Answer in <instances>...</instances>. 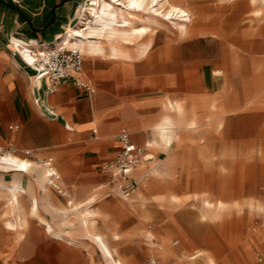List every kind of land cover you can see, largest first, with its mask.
<instances>
[{"label": "crops", "instance_id": "crops-1", "mask_svg": "<svg viewBox=\"0 0 264 264\" xmlns=\"http://www.w3.org/2000/svg\"><path fill=\"white\" fill-rule=\"evenodd\" d=\"M84 1L0 0V147L13 145L21 159L24 150L50 159L65 191L61 195L48 185L43 166L26 171L0 168V264H104L100 250L78 229L79 218L73 226L61 225L64 217L73 220L66 212L72 205L96 210L97 230L107 236L113 229L120 234V238L114 234L118 241H109L114 255L134 264L131 256L141 220L101 172L102 164L117 151L118 133L127 132L134 145L144 148L145 156L154 153V160L172 154L174 172L176 154L184 155L185 173L194 162L221 175L223 166L235 168L248 158L264 160L262 149L244 154L235 147L225 148L245 136L250 143L264 136V83L257 81L242 94L229 87L223 72L234 67L223 58L232 51L215 35L191 34L180 40L179 48L169 43L154 48L152 42L147 54L133 59L83 54L78 77L91 84L94 93L71 79L53 87L37 78L14 42L39 49L71 39L64 36L78 27ZM217 44L219 51L209 49ZM175 99L184 100V120L195 115L210 129L199 134L182 125L176 142L167 150L155 149L147 145L149 140L170 136L153 126L166 115L176 118L173 108L165 105ZM241 115L252 118L246 122L239 119ZM184 132L191 135V142L184 141ZM141 162L135 172L137 183L136 175L152 165ZM259 166L264 168V161ZM218 191L216 187L203 198L215 200ZM46 223L63 238L51 234ZM113 243L124 244L126 251L121 253Z\"/></svg>", "mask_w": 264, "mask_h": 264}, {"label": "rangeland", "instance_id": "rangeland-1", "mask_svg": "<svg viewBox=\"0 0 264 264\" xmlns=\"http://www.w3.org/2000/svg\"><path fill=\"white\" fill-rule=\"evenodd\" d=\"M84 2L86 4L87 0ZM174 3L189 12L190 21L182 31L174 24L179 21L178 16L155 14L154 8L162 10L164 7L152 6L150 0L139 12H129L120 5H113L118 17L122 8L132 27L151 33L154 48L166 43L179 48L180 40L194 33L215 35L223 40L232 51L223 60L234 67L228 74L223 73L228 79V86L239 94L257 81L264 83V0H174ZM257 7H262V10L255 12ZM82 15L91 25H95L89 14ZM209 49L219 51L221 47L217 44ZM249 117L241 115L239 119L247 122ZM182 137L188 141L191 135L184 132ZM247 138H240L236 145L228 143L225 148L229 150L235 147L244 154L247 150L264 151V136L255 138L254 143L244 140ZM176 157L178 164L175 172L171 154L156 159L163 164L164 173L157 165L159 162L151 159L143 161L152 164L149 169H142L140 172L143 173L136 175V192L126 200V204L134 208L136 219L141 220V226L136 227L140 232L134 239L133 263L151 264L154 256L159 264H262L257 260L262 257L264 262V211L258 209L257 205L264 203V168L259 166L264 160L248 158L235 168L225 169L223 166V172L219 175L213 169L203 170L196 162L185 173L181 166L184 155L176 154ZM155 170L152 175L150 171ZM216 187L219 189L216 198L222 200L223 205L221 209L217 208L213 198H209L212 203L207 217L203 218L199 215V211H205L202 207L203 196L207 192L213 194ZM140 200L143 202L142 208L137 202ZM132 201L136 202L135 205ZM97 226L95 231L102 234L108 244L109 241L119 240L114 239V234L120 238L115 229L107 236L98 231ZM147 232H151L152 236L148 237ZM112 246H118L121 253L126 251L124 244L113 243ZM109 247L114 255L115 249L110 244ZM146 250L150 253L146 254ZM208 257L213 261L208 262ZM114 258L128 264L119 256L114 255Z\"/></svg>", "mask_w": 264, "mask_h": 264}, {"label": "bare ground", "instance_id": "bare-ground-1", "mask_svg": "<svg viewBox=\"0 0 264 264\" xmlns=\"http://www.w3.org/2000/svg\"><path fill=\"white\" fill-rule=\"evenodd\" d=\"M146 1L147 0H125L124 2L122 0H87L86 4L83 6V13L89 14V16L93 18L94 20L93 24L95 25H91V23H89V20L85 22V18L83 17L80 18L79 19L80 22L77 28L73 29L70 32V34H69V29L67 30L64 37L70 36L71 39L65 40V42H63L64 46L69 48L78 46L81 52L82 53L84 52L87 55L107 54L112 58L133 59L147 54L148 50L152 46L151 33H148L146 30L143 29H137L132 27L131 22L125 17L124 10L122 9L125 8L129 12H139L145 8ZM150 2L153 4L152 6L159 5L164 7V9L162 10H160V8H154L155 14L162 13L163 17H169L174 14L178 16L179 21L174 22V24L177 26V28L180 31H182V29H185L186 24L190 21L188 10H186L182 6L175 4L174 0H150ZM113 3L120 5L122 7L120 8L119 17L114 12ZM261 10L262 7H257L255 9V12H259ZM82 24L85 26L83 29H81ZM105 50H108V52L106 53ZM27 60L30 61L31 59L27 58ZM165 105L173 108L174 110L173 112L176 118H172L171 116L166 115L159 122H157L153 126V128L156 131L167 130L170 136L169 140L166 138V136L165 137L163 136V138L159 140H149L147 142V145L153 146L155 149L162 148L164 150H167L172 142H176L178 140V130L182 125H184L186 128L190 130L196 131L199 134L210 129V127L206 126L205 123L200 124L197 118L195 117V115H192L188 120L183 119L184 108H185L184 100L175 99L174 101L171 102L170 105H168L167 103H165ZM209 107L210 108L214 107V102H211ZM203 126L205 128H203ZM202 139L203 138L201 136L198 137L199 141H202ZM151 159H154L153 153L149 154V156L146 155L142 159V161L151 160ZM159 160H156L155 162H159ZM33 164L42 166L36 162H30L28 160L21 159L18 156L12 154H7L3 158H0V168H4V169H19L26 171L27 168L33 166ZM157 165L160 167V170L162 169L161 170L162 173H164L165 170L162 168L163 164L161 165V163L159 162L157 163ZM14 166H16L17 168H15ZM47 170L48 169H46V171ZM155 172L156 170L153 172L150 171L152 175ZM128 198L126 200H128ZM172 198L174 197H171V199ZM211 203L212 202H210L209 197L202 199V207L205 209V211L198 210L200 212L198 213L199 215H201V217L203 218L207 217V211ZM214 205L217 208L221 209V206L223 205V201L216 198L214 200ZM257 207L258 209L260 208L261 210L264 211V203L262 205H257ZM66 212L68 215L72 216L73 220L70 221L64 217L61 220V225L73 226L74 220L79 218L80 221L78 224V228L84 234L88 235L90 239L96 244L97 249L100 250L101 256L104 260L103 263L123 264L119 259L114 258V255L110 250L106 238L102 234L97 233L95 231V227L97 224V216H98V212L96 210L93 209L80 210L77 207V205H72L68 208ZM5 225L10 226L11 223L6 222ZM46 227L47 230L54 236L63 238L61 233L60 232L57 233L56 231L54 232L48 223H46ZM146 235L148 237H151L152 233L147 232ZM114 239L116 240L117 237L114 236ZM152 259H154V256H152ZM207 261L212 262L213 260L212 258L208 257Z\"/></svg>", "mask_w": 264, "mask_h": 264}, {"label": "built area", "instance_id": "built-area-1", "mask_svg": "<svg viewBox=\"0 0 264 264\" xmlns=\"http://www.w3.org/2000/svg\"><path fill=\"white\" fill-rule=\"evenodd\" d=\"M88 19H85V22ZM78 19L75 20L73 27L77 25ZM85 26L82 24L81 29ZM62 41L51 47L32 49L27 43L16 40L14 44L17 46V53L23 62L32 68L37 78H45L51 86L63 81L71 79L80 88L85 89L89 93H94L95 88L78 77L82 70L83 53L78 47H65ZM27 58L31 59L30 61ZM17 128V126H9ZM117 143V151L113 158L104 162L101 166V172L110 178V182L115 184L125 198L132 196L137 188V179L135 171L141 160L145 157L144 148L134 145L129 138L127 132L118 133L115 136ZM17 149L9 144L0 147V158L7 154L17 155ZM24 160L36 162L46 169L48 177V185L54 188L59 194L65 195V191L60 183V176L52 164L50 159L34 156L30 150H24ZM24 171V170H23ZM258 261L264 264L261 257ZM151 264H159L155 259Z\"/></svg>", "mask_w": 264, "mask_h": 264}]
</instances>
